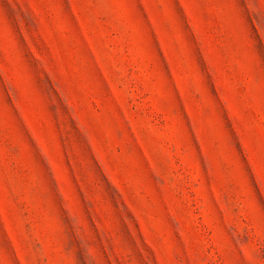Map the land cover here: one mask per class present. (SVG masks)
Wrapping results in <instances>:
<instances>
[{"label":"rangeland","instance_id":"obj_1","mask_svg":"<svg viewBox=\"0 0 264 264\" xmlns=\"http://www.w3.org/2000/svg\"><path fill=\"white\" fill-rule=\"evenodd\" d=\"M0 264H264V0H0Z\"/></svg>","mask_w":264,"mask_h":264}]
</instances>
